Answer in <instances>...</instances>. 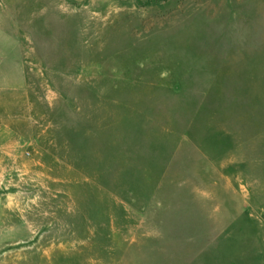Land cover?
I'll return each mask as SVG.
<instances>
[{"label":"rangeland","instance_id":"rangeland-1","mask_svg":"<svg viewBox=\"0 0 264 264\" xmlns=\"http://www.w3.org/2000/svg\"><path fill=\"white\" fill-rule=\"evenodd\" d=\"M11 18L34 70L1 86L0 264H264V0H0Z\"/></svg>","mask_w":264,"mask_h":264},{"label":"crops","instance_id":"crops-1","mask_svg":"<svg viewBox=\"0 0 264 264\" xmlns=\"http://www.w3.org/2000/svg\"><path fill=\"white\" fill-rule=\"evenodd\" d=\"M11 25L4 26L0 22V94L1 86L25 85L28 84L29 70L33 73L34 66L31 61L29 66V57L33 58V46L29 48L28 41L26 44L20 42L19 29L14 28L13 19ZM15 23V22H14ZM29 54L31 56H29ZM18 191L9 193H0V228L14 229L15 233L10 235H0V243L7 242V239L17 238L20 228L18 222V202L7 201L4 197H16ZM14 234H16L14 236Z\"/></svg>","mask_w":264,"mask_h":264}]
</instances>
